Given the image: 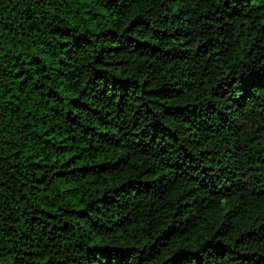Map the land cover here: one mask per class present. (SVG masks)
<instances>
[{
    "label": "trees",
    "instance_id": "obj_1",
    "mask_svg": "<svg viewBox=\"0 0 264 264\" xmlns=\"http://www.w3.org/2000/svg\"><path fill=\"white\" fill-rule=\"evenodd\" d=\"M0 264H264V0H0Z\"/></svg>",
    "mask_w": 264,
    "mask_h": 264
}]
</instances>
